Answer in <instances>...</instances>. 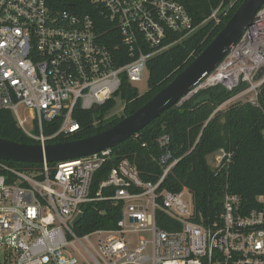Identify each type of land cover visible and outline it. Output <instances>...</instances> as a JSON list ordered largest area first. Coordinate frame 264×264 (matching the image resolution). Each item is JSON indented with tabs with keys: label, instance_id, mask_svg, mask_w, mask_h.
Listing matches in <instances>:
<instances>
[{
	"label": "built area",
	"instance_id": "built-area-1",
	"mask_svg": "<svg viewBox=\"0 0 264 264\" xmlns=\"http://www.w3.org/2000/svg\"><path fill=\"white\" fill-rule=\"evenodd\" d=\"M194 28L181 0H0V108L9 109L35 143H50L79 129L76 109L102 105L123 82L147 78L148 59L170 45L168 31ZM263 84L264 2L186 99L221 85L239 89L221 105L257 106ZM52 122H59L56 130L44 134V123ZM157 142L166 146L168 137ZM212 154L215 167L232 157L223 148ZM159 162L162 173L151 182L112 147L43 161L40 168L0 160V264H264L263 210L246 209L225 189L219 211L196 214L189 191L182 197L186 188L161 186L177 159L166 152ZM99 200L121 205L116 226L76 234L82 218L73 224L74 218L84 215L85 203Z\"/></svg>",
	"mask_w": 264,
	"mask_h": 264
},
{
	"label": "trees",
	"instance_id": "trees-1",
	"mask_svg": "<svg viewBox=\"0 0 264 264\" xmlns=\"http://www.w3.org/2000/svg\"><path fill=\"white\" fill-rule=\"evenodd\" d=\"M241 1L181 0L195 28L188 34L167 32L165 42L170 45L147 61L146 89L140 92L136 85L123 82L116 97L89 110L76 109L74 116L80 124L79 129L71 134L57 135L50 142L90 136L132 113L208 44ZM218 6L216 18L209 17ZM122 61L125 59L119 62ZM238 90H227L221 85L198 89L181 104L171 106L133 136L112 147L115 156L134 163L142 180L155 182L162 173L159 158L169 153L177 162L161 186L173 192L186 188L196 214L201 213L204 217L221 209L225 189L239 196L246 209L264 211V84L258 92L257 106L238 100L218 108ZM117 99L123 104L122 112L119 116H111V108ZM58 123H44L43 133H53ZM161 135L168 137V143L163 147L157 142ZM0 137L35 142L17 125L7 108H0ZM219 148L232 151L231 160L227 166L210 167L207 156ZM1 162L24 169L42 165L11 160ZM107 168L101 169L98 175ZM120 211L121 205L111 200L85 203L84 215L74 231L81 235L95 229L114 228Z\"/></svg>",
	"mask_w": 264,
	"mask_h": 264
},
{
	"label": "water",
	"instance_id": "water-1",
	"mask_svg": "<svg viewBox=\"0 0 264 264\" xmlns=\"http://www.w3.org/2000/svg\"><path fill=\"white\" fill-rule=\"evenodd\" d=\"M263 2L264 0H242L223 27L181 71L145 103L111 127L87 137L44 145L0 137V160L28 163L65 161L124 142L163 111L185 101L190 89L215 67L253 21L255 12ZM261 70L259 69L255 79ZM82 217L83 214L79 213L73 224Z\"/></svg>",
	"mask_w": 264,
	"mask_h": 264
},
{
	"label": "rangeland",
	"instance_id": "rangeland-1",
	"mask_svg": "<svg viewBox=\"0 0 264 264\" xmlns=\"http://www.w3.org/2000/svg\"><path fill=\"white\" fill-rule=\"evenodd\" d=\"M135 85L137 86V88H138V90L140 92H143L146 89V77H145V79L143 81H140V82L135 83ZM228 104L229 103L224 104V105H221L220 108H225V107H227ZM122 106H123L122 102L119 99H117L115 106L113 108H111L110 115L111 116L112 115L119 116L121 114V112H122V109H123ZM213 155L214 154H210V155L207 156V163L209 164L210 167H215ZM181 193H182V197L185 200H187V198L189 197L188 190L187 189H184V190H182ZM137 237H138V234L137 233L131 234L129 236V239H128L129 242H128V244H129L130 247H134L135 240L137 239ZM2 258H3V252L0 251V259H2Z\"/></svg>",
	"mask_w": 264,
	"mask_h": 264
}]
</instances>
